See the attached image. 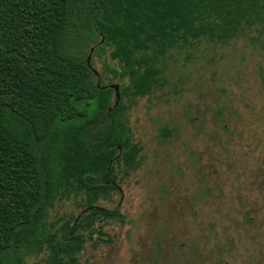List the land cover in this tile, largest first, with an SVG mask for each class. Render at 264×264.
I'll return each instance as SVG.
<instances>
[{
	"label": "trees",
	"instance_id": "1",
	"mask_svg": "<svg viewBox=\"0 0 264 264\" xmlns=\"http://www.w3.org/2000/svg\"><path fill=\"white\" fill-rule=\"evenodd\" d=\"M258 26L264 0H0V264L41 251V264H78L83 230L121 219L97 202L119 190L117 168L134 167L141 146L127 106L87 65L91 48L107 50L118 68L102 70L137 97L165 84L169 51ZM71 195H81L79 214L49 223Z\"/></svg>",
	"mask_w": 264,
	"mask_h": 264
},
{
	"label": "rangeland",
	"instance_id": "2",
	"mask_svg": "<svg viewBox=\"0 0 264 264\" xmlns=\"http://www.w3.org/2000/svg\"><path fill=\"white\" fill-rule=\"evenodd\" d=\"M90 58L95 80L119 90L102 70L118 68L107 50ZM161 66L162 87L119 90L141 150L134 167L117 168L119 190L97 202L121 219L83 230L78 264H264V27L171 50ZM82 202L57 200L47 221L78 215ZM45 255L28 252L22 264Z\"/></svg>",
	"mask_w": 264,
	"mask_h": 264
},
{
	"label": "water",
	"instance_id": "3",
	"mask_svg": "<svg viewBox=\"0 0 264 264\" xmlns=\"http://www.w3.org/2000/svg\"><path fill=\"white\" fill-rule=\"evenodd\" d=\"M91 51H92V48L90 49L89 51V54L88 56L86 57V62H87V65L91 68V70L97 74V70L91 66V64L89 63V60H90V55H91ZM109 87H111L113 90H114V97H115V104L118 102L119 100V90H118V84L117 83H114V84H108Z\"/></svg>",
	"mask_w": 264,
	"mask_h": 264
}]
</instances>
